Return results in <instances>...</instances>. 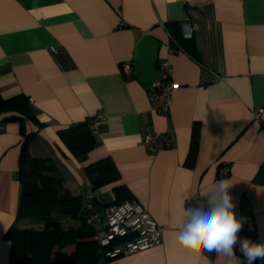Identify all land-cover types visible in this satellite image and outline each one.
Wrapping results in <instances>:
<instances>
[{
  "label": "crops",
  "instance_id": "0c3cea01",
  "mask_svg": "<svg viewBox=\"0 0 264 264\" xmlns=\"http://www.w3.org/2000/svg\"><path fill=\"white\" fill-rule=\"evenodd\" d=\"M187 23L198 24L188 45ZM161 61L178 84L167 115L151 110L146 92ZM0 96L23 97L30 111L0 113V264H16L12 227H44L18 218L26 134L30 155L52 159L84 208L103 215L109 204L135 200L165 227L160 246L106 264H239L178 232L186 192L223 176L222 167L243 219L238 235L264 241V0H0ZM16 114L22 122L8 120ZM101 117L90 126L93 146L74 153L60 131ZM155 131L173 137L156 155L145 141Z\"/></svg>",
  "mask_w": 264,
  "mask_h": 264
},
{
  "label": "trees",
  "instance_id": "16d2710c",
  "mask_svg": "<svg viewBox=\"0 0 264 264\" xmlns=\"http://www.w3.org/2000/svg\"><path fill=\"white\" fill-rule=\"evenodd\" d=\"M192 39L185 38L187 45ZM175 43L188 52L184 42L175 40ZM2 112L30 113L25 98L3 100L0 96ZM18 114L8 120L22 122L23 117ZM90 126V123H82L60 131L64 142L77 155L84 154L93 146ZM22 132L26 134L25 129ZM32 137L33 134H26L21 146L19 177L22 195L18 218L43 223L44 227L40 230L12 227L7 235L12 243V259L16 264H106L109 260L105 256L107 249L99 245L94 229L87 222L83 199L64 187L52 159L30 155L28 148ZM194 152L195 148L192 149ZM106 164L110 162L103 161L98 168ZM58 216L77 221L79 225L65 228Z\"/></svg>",
  "mask_w": 264,
  "mask_h": 264
},
{
  "label": "built area",
  "instance_id": "2783aa9c",
  "mask_svg": "<svg viewBox=\"0 0 264 264\" xmlns=\"http://www.w3.org/2000/svg\"><path fill=\"white\" fill-rule=\"evenodd\" d=\"M197 23L184 24V37L192 39ZM179 48L183 50L180 46ZM124 74L132 71L130 64L122 67ZM160 78L146 88L151 110L167 115L171 106V96L178 84L173 79V68L168 61L159 64ZM263 110L260 109L255 118H261ZM103 120V117L91 121V128ZM145 141L150 153L156 155L163 149L169 148L173 137L169 132H151L145 135ZM228 167H222L220 174L228 175ZM87 195L91 199L99 197L92 191L91 186L87 189ZM87 222L96 233V239L102 248H106L105 256L114 259L122 255L141 253L160 246L163 243L165 227L157 222L148 209L135 200H124L110 204L106 207L103 215L94 207L86 209ZM203 251L211 256L210 252Z\"/></svg>",
  "mask_w": 264,
  "mask_h": 264
},
{
  "label": "clouds",
  "instance_id": "9594fccd",
  "mask_svg": "<svg viewBox=\"0 0 264 264\" xmlns=\"http://www.w3.org/2000/svg\"><path fill=\"white\" fill-rule=\"evenodd\" d=\"M232 184L225 177H217L198 190L195 195L186 192L182 200V217L178 226L180 236L202 244L205 251L223 253L239 264H254L264 260V241L242 238L238 234L243 219L238 218L229 189ZM242 253L241 261L234 246Z\"/></svg>",
  "mask_w": 264,
  "mask_h": 264
},
{
  "label": "rangeland",
  "instance_id": "374dc122",
  "mask_svg": "<svg viewBox=\"0 0 264 264\" xmlns=\"http://www.w3.org/2000/svg\"><path fill=\"white\" fill-rule=\"evenodd\" d=\"M27 220H30V219H27ZM30 221H33V220H30ZM34 222V221H33Z\"/></svg>",
  "mask_w": 264,
  "mask_h": 264
}]
</instances>
